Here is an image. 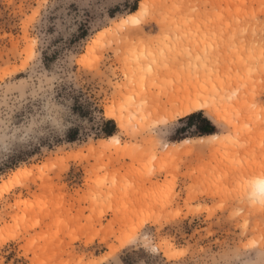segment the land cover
Listing matches in <instances>:
<instances>
[{"label": "rangeland", "instance_id": "1", "mask_svg": "<svg viewBox=\"0 0 264 264\" xmlns=\"http://www.w3.org/2000/svg\"><path fill=\"white\" fill-rule=\"evenodd\" d=\"M82 2L96 0H0V188L33 172L0 196V264H107L118 250L121 264H222L236 250L258 264L245 245L264 234V0H146L155 31L118 27L143 0H100L103 22L81 20ZM171 89L216 112L169 120ZM48 117L63 133L31 137ZM163 120L175 123L160 137Z\"/></svg>", "mask_w": 264, "mask_h": 264}, {"label": "snow or ice", "instance_id": "2", "mask_svg": "<svg viewBox=\"0 0 264 264\" xmlns=\"http://www.w3.org/2000/svg\"><path fill=\"white\" fill-rule=\"evenodd\" d=\"M110 5L101 3L100 0H96L95 3H80L79 7L82 9H87L90 10L93 14L92 17H86V16H80L81 20H84L87 22L88 19L96 18V22H103L100 18L102 17L103 10L108 8ZM125 8L129 7L127 3H124L123 5ZM65 10H70L68 9V0H65V3L63 5ZM131 9L135 11L136 9V0H132L131 4ZM76 21V16L73 14V16L67 18V24H61L58 25V31L62 27L65 32H67L72 25L75 24ZM158 22V16L155 12L149 13L148 11V6L146 4L141 3L139 5V11L135 12V15H126L124 19L120 20L118 27L123 28L126 25H133V26H139L140 28H143L145 31H147L149 28H152L153 31H155V25ZM133 41H135V36L131 37ZM205 63H207V60H205ZM41 72H43L42 69H39ZM148 71H151V68H149ZM46 76L47 74L44 73ZM53 79L55 77L53 76ZM23 82H21L22 84ZM261 105L264 107V93L261 94ZM67 118V117H65ZM49 120H52L53 126L51 128L46 127V123L42 122L44 126L42 127H35L31 131V137L39 138L40 136H51L53 138L58 137L63 133L64 129V124L60 119H53L52 117H48ZM160 123L163 125V127L158 128V129H153L154 134H158L160 137L167 136L168 133L171 131L172 127L174 126L175 121H168V120H163L160 121ZM29 135V132L26 130L25 131V136L23 139H29L31 138ZM42 143L44 141H41ZM3 150L6 152L9 150V146L5 144L3 146ZM264 164V161L261 162ZM19 175V173H18ZM259 183V195H260V203L261 206L264 207V181H260ZM159 227V225H158ZM124 237H121V240L124 241ZM136 241L135 235H129L126 243L127 244H133ZM259 246L260 247V253H261V258L258 261V264H264V234H262L259 239H253L249 241L247 245H245L246 248H255ZM123 247V244L121 245ZM144 248L148 253H157L159 251V247H152L149 238L144 237ZM119 252V250H118ZM118 252L116 254H113V258L109 259L107 261V264H121V261L118 259ZM183 252H175L174 255L179 257L183 256ZM136 264H165V261L163 259L161 260H156V259H150L148 257H145V259L141 261H137ZM168 264H173L171 259H169ZM175 264H181V261L177 260ZM222 264H248L246 261H241V253L239 250H236L234 254H232L229 257H226L225 260L222 262ZM252 264H256V262H252Z\"/></svg>", "mask_w": 264, "mask_h": 264}, {"label": "bare ground", "instance_id": "3", "mask_svg": "<svg viewBox=\"0 0 264 264\" xmlns=\"http://www.w3.org/2000/svg\"><path fill=\"white\" fill-rule=\"evenodd\" d=\"M141 3V2H140ZM143 4H146L147 2H146V0H143V2H142ZM138 11V10H137ZM135 13V12H134ZM133 16L135 15V14H132ZM106 33V32H105ZM198 84V83H197ZM199 88V87H198ZM200 90H201V88H200ZM169 91H174V90H168V94L167 93H165V95H166V97L164 96L163 98H164V100H165V102L164 103H162L161 102V100L159 101V99L158 100H156L155 98H153V101H151L150 103H152V102H155L154 100H156L157 102H156V104L158 103V101H159V103H160V105L163 107V108H165V107H169V111H166L167 113L169 112V115L167 116L168 117V119L169 120H171V119H175V118H184V117H186V116H188V115H190V114H192V113H194V112H196V111H200V110H207L208 112H212V109L213 110H215L214 108V106H215V102H218V101H214V100H212V102L210 101V102H208L207 103V101L205 102V101H203V97H204V95H200V96H198V98L199 99H201V100H199V99H190L189 98V96L191 97V95L193 96V94H191L190 92V94H186V97H188V98H186V99H181V97H179L180 96V94L179 93H177V91H176V93L175 94H171V92H169ZM196 91V90H195ZM202 91V90H201ZM198 92V91H197ZM196 93V92H195ZM194 93V94H195ZM199 93V92H198ZM197 93V94H198ZM179 94V95H178ZM161 95V94H160ZM189 95V96H188ZM159 96V95H158ZM162 96V95H161ZM157 97V96H156ZM196 97V96H195ZM180 98V99H179ZM194 98V97H193ZM215 99V98H214ZM213 101H214V103H213ZM149 102V101H148ZM211 103H213V104H211ZM219 103V102H218ZM143 104V103H142ZM145 104V103H144ZM156 104L154 103V107L155 108H157V106H158V109H159V107H161L159 104L156 106ZM149 104H147V107L148 108H150L149 106H148ZM151 104H150V106H152ZM127 106V105H126ZM144 106V105H143ZM142 106V107H143ZM218 106H219V104H218ZM145 107V106H144ZM143 107V108H144ZM214 107V108H213ZM142 108V109H143ZM162 108V109H163ZM145 109H146V107H145ZM144 109V110H145ZM152 109H153V112H154V108L152 107ZM152 109H150V110H152ZM227 109V108H226ZM117 110V109H116ZM115 110V111H116ZM157 110V109H156ZM166 110V109H165ZM168 110V109H167ZM112 111L113 110H111V109H107L106 110V113H107V117H112ZM147 111V110H146ZM149 111V110H148ZM161 111V110H160ZM150 112V111H149ZM152 112V111H151ZM152 112V113H153ZM158 112V111H157ZM165 112V111H164ZM215 112H216V110H215ZM145 113V112H144ZM151 113V114H152ZM137 114V113H136ZM147 114V113H146ZM155 114V113H154ZM153 114V115H154ZM162 114H163V112H162ZM219 114L220 113H215V115H216V117L218 118V119H220V118H222L221 116H219ZM138 115V114H137ZM156 115V114H155ZM159 115H161V114H159ZM114 116V115H113ZM220 117V118H219ZM120 118V117H119ZM116 118V120H117V122L120 124V127H124L125 125H126V123L127 122H125V120H127V119H125V120H123L122 118ZM136 118V117H135ZM144 118V117H143ZM159 118V117H158ZM160 118H162V117H160ZM166 118V117H165ZM224 118V117H223ZM113 119H115V118H113ZM163 119V118H162ZM167 119V118H166ZM226 119L227 118H224V120L226 121ZM159 120H161V119H159ZM229 120L230 119H228V122H229ZM137 121V120H136ZM141 121V120H140ZM158 122V121H157ZM227 122V121H226ZM227 122V123H228ZM231 122V121H230ZM117 123V124H118ZM227 125H229V126H232V127H234L233 128V132H234V130L235 131H237L238 129L236 128V127H238V126H234V124H227ZM127 126V125H126ZM125 126V127H126ZM130 126V125H129ZM128 127V126H127ZM126 127V128H127ZM124 130V129H123ZM126 130V129H125ZM241 131V130H240ZM238 132V131H237ZM236 133V132H235ZM238 133H241V132H238ZM214 139L216 138V137H213ZM217 139V138H216ZM116 141L117 139H115V136H113V137H110V138H108L107 139V141ZM118 141V140H117ZM186 142V141H185ZM213 142V141H212ZM216 142V141H215ZM214 143V142H213ZM43 165V164H42ZM42 167H44V166H42ZM48 168V167H47ZM37 169H41V167H37ZM43 169V168H42ZM45 170V169H44ZM32 170L30 169V170H28V169H20V170H17V171H15L14 173H13V179H12V181H9V182H5L4 184H3V186L0 188V196L3 194V193H5V192H8L9 191V189H11V187H12V185L13 184H15L16 183V181H18L22 176H25L26 177V175H28V174H30V173H33V172H31ZM48 171V170H47ZM39 172V171H38ZM18 173H19V175H18ZM31 176V175H30ZM38 176V175H37ZM32 177H33V175H32ZM40 177H41V175H40ZM43 177V176H42ZM34 179V178H33ZM38 179V178H37ZM41 179V178H40ZM42 180V179H41ZM260 181H264V180H260ZM260 181H258V182H260ZM14 182V183H13ZM256 183V190H257V192L259 193V183ZM1 185V184H0ZM16 186V185H15ZM255 189V188H254ZM255 191V190H254ZM257 194V193H256ZM259 195V194H258ZM257 195V196H258ZM171 215V214H170ZM150 219V218H149ZM154 219V218H153ZM148 221V219L146 218L144 221H142L141 223H140V225L138 226V228L140 229L141 227H143V225L145 224V223H147V221ZM157 220H155V221H153V222H156ZM8 226V225H7ZM137 228V229H138ZM8 239V238H7ZM12 239V238H11ZM4 240V239H3ZM6 240V239H5ZM4 243V242H3Z\"/></svg>", "mask_w": 264, "mask_h": 264}, {"label": "trees", "instance_id": "4", "mask_svg": "<svg viewBox=\"0 0 264 264\" xmlns=\"http://www.w3.org/2000/svg\"><path fill=\"white\" fill-rule=\"evenodd\" d=\"M195 113V112H194ZM193 114V113H192ZM191 115V114H190ZM189 116V115H188Z\"/></svg>", "mask_w": 264, "mask_h": 264}]
</instances>
